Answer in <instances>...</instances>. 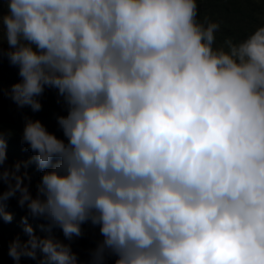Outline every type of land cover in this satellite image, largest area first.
<instances>
[{
  "label": "clouds",
  "instance_id": "1",
  "mask_svg": "<svg viewBox=\"0 0 264 264\" xmlns=\"http://www.w3.org/2000/svg\"><path fill=\"white\" fill-rule=\"evenodd\" d=\"M202 2L0 0V65L20 78L0 96L39 113L55 90L66 112L62 137L24 117V162L0 130V227L9 201L26 212L14 264H78L84 224L93 264H264V16L218 44Z\"/></svg>",
  "mask_w": 264,
  "mask_h": 264
},
{
  "label": "trees",
  "instance_id": "2",
  "mask_svg": "<svg viewBox=\"0 0 264 264\" xmlns=\"http://www.w3.org/2000/svg\"><path fill=\"white\" fill-rule=\"evenodd\" d=\"M201 20L205 18L212 21H220L221 32L217 34V43L221 44L227 37H233L236 40L243 39L249 32L261 25V17L264 16V0H203L199 5ZM6 10V9H5ZM0 82L4 89H8L12 84L19 81L18 69L10 67L7 60L0 65ZM5 96H0V108L5 107ZM43 105L42 111L32 113L29 108L14 111H0V130L3 131L8 142L7 164L12 165L16 162L27 161L32 153L26 151L27 145L21 143V135L25 123V116L32 119H39L51 133L62 137L61 131L56 123L57 115H66L61 103H57V95L55 90L49 92L46 89L43 97L40 98ZM27 171L32 177V191L35 194V186L39 182L41 172L36 170L35 165H31ZM6 210L13 214L11 223H4L0 227V241H2V257L0 264H14L8 257V243L19 236L22 240H26L27 236L23 232L21 217L26 215L24 210H21L15 200L7 203ZM29 223L36 230V234L44 237L48 233L42 232L39 225L42 221L29 219ZM55 238L65 241L62 233L55 230L52 233ZM93 250L91 244L87 245ZM78 264H93L89 253H77ZM21 264H37V261L22 258ZM106 264H112L111 260L106 261Z\"/></svg>",
  "mask_w": 264,
  "mask_h": 264
},
{
  "label": "rangeland",
  "instance_id": "3",
  "mask_svg": "<svg viewBox=\"0 0 264 264\" xmlns=\"http://www.w3.org/2000/svg\"><path fill=\"white\" fill-rule=\"evenodd\" d=\"M17 108V106L10 101V99H6V107L0 108V111H8L11 109ZM83 228V236L80 238H74V240L71 242L72 251L77 253H89L92 250L87 247V245L91 244L93 246V249L96 247L97 242L102 239L99 235V229L98 227L94 228L90 224H84L82 226ZM65 243H68V241H64Z\"/></svg>",
  "mask_w": 264,
  "mask_h": 264
}]
</instances>
